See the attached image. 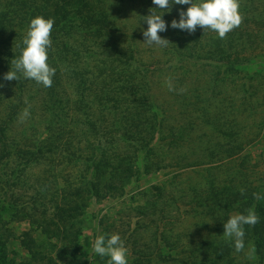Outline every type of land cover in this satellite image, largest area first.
Returning <instances> with one entry per match:
<instances>
[{"label":"trees","instance_id":"1","mask_svg":"<svg viewBox=\"0 0 264 264\" xmlns=\"http://www.w3.org/2000/svg\"><path fill=\"white\" fill-rule=\"evenodd\" d=\"M156 7L152 0H0V161L19 157L22 171L58 149L78 153L92 166L78 189L94 196L102 183L139 181L140 168L171 170L163 220L171 221L175 243L165 241L166 259L176 252L174 264H241L223 224L250 208L259 222L244 226L245 246L264 257V182L251 179L258 161L250 163L249 148L264 141V0H240L243 23L225 39L199 26L192 34L171 28L189 5L155 9L167 25L158 35L170 44L152 45L147 54L143 17ZM37 15L55 22L47 63L56 72L48 88L20 73L18 81L3 79ZM67 128L88 134L85 146Z\"/></svg>","mask_w":264,"mask_h":264},{"label":"rangeland","instance_id":"2","mask_svg":"<svg viewBox=\"0 0 264 264\" xmlns=\"http://www.w3.org/2000/svg\"><path fill=\"white\" fill-rule=\"evenodd\" d=\"M145 48L147 54L152 51V46ZM71 132L83 147L88 134L80 131L82 135H78V130L67 128L66 133ZM263 146L264 141L249 146L254 157L250 163L258 161L251 175L257 183L264 182V161L259 159ZM84 152L87 156V149ZM75 155L72 158L58 149L22 171L19 157L0 161V205L5 206L0 211V264H107V257L93 251V242L99 235L110 234H119L124 241L128 264H136L138 259L143 260L141 264H174L171 259L176 252L166 259L169 249L165 247V241L175 243L166 226L171 221L163 220L171 207L165 202L170 200L173 171L140 168L139 181L132 176L113 187L102 183L101 194L94 196L78 189L79 177L90 179L92 166ZM3 181L8 187H3ZM158 188L166 193L162 199L156 194ZM179 230L186 235L193 232L184 225ZM250 246L237 254L238 261L264 264V257L250 252Z\"/></svg>","mask_w":264,"mask_h":264},{"label":"clouds","instance_id":"3","mask_svg":"<svg viewBox=\"0 0 264 264\" xmlns=\"http://www.w3.org/2000/svg\"><path fill=\"white\" fill-rule=\"evenodd\" d=\"M152 3L157 7L149 10L150 15L143 17L147 24V30L143 31V44L148 46L166 48L170 44L167 39L158 35L167 30V25L162 19L163 15H158L155 9L170 11L173 4L189 5L186 11L179 12V21L173 19L171 22V28L187 31L189 34L194 33L199 26L204 32L212 31L219 39H225L244 20L240 12V0H152ZM54 23L53 19H45L40 15L30 20L22 46L18 45L19 56L11 60V70L4 75V80L18 81L20 77L17 73H20L25 79L33 80L45 88L52 86L56 70L47 61L48 50L52 46L50 37ZM166 85L169 91L175 90L170 80H166ZM29 109L30 106L22 110L18 117L20 123L30 116ZM243 191L241 189L242 194ZM254 198L260 197L254 194ZM258 222L259 217L252 208L247 210V214L231 215L223 224V236L233 242L235 251L239 253L245 248L244 226H254ZM93 251L101 258L107 257V264H128L129 250L119 234L97 236L93 242ZM254 251V246H250V252Z\"/></svg>","mask_w":264,"mask_h":264}]
</instances>
